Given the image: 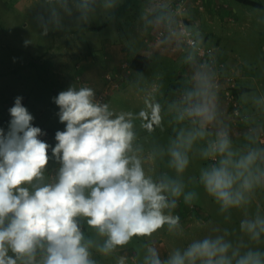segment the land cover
<instances>
[{
	"label": "clouds",
	"instance_id": "1",
	"mask_svg": "<svg viewBox=\"0 0 264 264\" xmlns=\"http://www.w3.org/2000/svg\"><path fill=\"white\" fill-rule=\"evenodd\" d=\"M94 2L80 0L81 13ZM185 62L194 63V55ZM216 88L214 74L202 65L191 87L169 105L179 127L167 148L149 159L166 154L175 175L158 178L147 174L143 149L136 146V117L98 102L91 87H69L53 98L65 124L55 134L54 147L39 138L44 133L32 125L22 97H16L7 132L0 128V264H96L93 250L108 256L134 237H151L165 226L176 231L180 217L172 210L178 200L191 205L197 199L195 191L185 190L182 177L198 142H203L199 157L207 163L196 182L221 212L248 205L255 189L264 186V144L249 132L245 144L234 145L227 127L218 126ZM160 112L158 103L146 101L138 118L153 130L161 123ZM53 157L59 167L48 179ZM82 221L102 240L86 236ZM239 229L258 246L206 236L166 259L148 247L143 264H264V216L242 219ZM119 264H125L123 258Z\"/></svg>",
	"mask_w": 264,
	"mask_h": 264
},
{
	"label": "rangeland",
	"instance_id": "2",
	"mask_svg": "<svg viewBox=\"0 0 264 264\" xmlns=\"http://www.w3.org/2000/svg\"><path fill=\"white\" fill-rule=\"evenodd\" d=\"M143 1L95 0L91 10L82 14L79 10L80 0H17L16 2L0 0V109L7 99L10 101L12 97L22 96L26 100L29 99L27 103L32 109L30 114L34 117L33 121L48 125L54 135L57 131H64L65 124L61 123L58 117L59 107L47 98L48 93L53 91H49L50 89H58V93L65 89L64 86L78 89L79 82L76 79L75 69L78 57L74 54L72 61H65L67 74L55 75L51 65L48 64L52 52L75 51L76 39L85 45H88L90 40L97 39L96 44L99 45L101 38H121L129 42L133 38H145L146 33L148 37L149 34L155 36L163 26L172 24L174 19L179 17V20L188 21L187 25L194 31L198 40L215 48L217 58L223 60L229 69L228 75L238 80L237 99L246 117L244 126L252 124L251 121L263 122L264 0H255L262 4L261 8L245 5L237 0H208L204 11H199L200 15L196 21H194L195 17H191V12L194 11L196 16L197 11L190 9L180 16L171 14L173 17L169 16L170 19L167 18L159 28L149 26L147 23L141 25L138 20L136 24L132 23L131 19L145 16L148 0L145 3ZM173 1L153 0L150 5L166 9ZM129 6L133 8L131 11ZM100 25L107 27L101 32L87 28ZM174 42L176 45L179 44L177 41ZM166 63L163 73L155 74L157 72L155 71L148 74L149 79H146L148 84L156 81L158 87L163 88L164 91L165 87H168V90L173 88L171 83L178 77L179 79L183 77L176 74L183 70L181 65L184 61L183 59L178 62L168 60ZM164 93L162 99L159 98L158 101L166 110L172 102L179 99L174 91L172 95H169L171 92ZM152 98L147 95V90L139 82L133 85L126 83L111 99L112 110L115 113L131 112L136 117L134 124L139 141H143L141 133L144 131L146 134V129L142 128V120L138 118V114L145 109L146 101H151ZM231 118L233 122L234 118ZM252 128L255 131V128ZM172 131L170 127L160 125L152 131H147L144 142L149 148L141 146L143 151L140 154L144 159L147 174L153 178H158L163 173L175 175L168 167L169 157L166 154L164 156L156 154L154 159H149L154 151L167 148L172 138L169 133ZM260 133L264 136V129ZM259 142L264 144L260 140ZM233 143L241 146L246 141L237 137ZM202 144L203 142H198L190 153V165L182 177L186 185L185 190L195 191L197 199L191 205H187L180 198L177 208L172 210L173 215L180 217V228L169 232L165 226L151 237H134L128 245L117 248L108 256L93 250L96 264H119L121 258L124 259L125 264H143L148 247H155L161 259H166L174 249H183L191 241L206 236L224 235L234 243L244 242L251 245L247 237L241 233L239 224L245 218L264 216V193L261 187H258L252 193L248 205L221 212L219 205L204 192L195 179L198 178L200 168L207 163L198 154ZM50 174L46 173L48 179ZM81 226L86 236L96 241L102 240L96 236L94 230L88 228L86 222L82 221Z\"/></svg>",
	"mask_w": 264,
	"mask_h": 264
},
{
	"label": "crops",
	"instance_id": "3",
	"mask_svg": "<svg viewBox=\"0 0 264 264\" xmlns=\"http://www.w3.org/2000/svg\"><path fill=\"white\" fill-rule=\"evenodd\" d=\"M11 1L16 2L17 0H11ZM30 1H32V0H30ZM143 2L145 3L146 0H144ZM151 2L153 3V0H148V6L145 9V16L144 17L138 16L137 18L131 19L133 24H136L137 20H138V21H140L141 25H144L145 23H147V25L149 24V26H154L155 28H159L164 24V22L167 20V18L170 19L169 16H171V15L169 14L170 13L169 10H167L165 8H160V6H155V5L151 6L150 5ZM129 9L131 11L133 8L131 6H129ZM193 10H196V9H193ZM196 11H197L196 16H195L196 13L194 14V11L191 12V17L192 18L195 17L194 21H196V19L200 15L199 11L198 10H196ZM130 17H131V15H130ZM174 20L176 21V18ZM100 27H101V29H100ZM105 27H107V25H100L99 26V32H101ZM104 39L105 38H101V40H100L101 43L99 45L96 44L98 41L97 39L90 40L91 42L88 45H85L84 43H82V41H80L79 39H76V41H75L76 43L74 45V47L76 48L75 51L67 52V53L66 52L60 53L58 51H54V52H52V54L49 57L48 64L51 65V68H52L53 73L55 75H65V74H67V70H68L65 67L66 66L65 61H68V60L72 61V57L75 54L76 57H78V61L75 63L76 79L78 78V76H81L83 82L86 83V85H83L82 82H79L77 80L79 82L78 89L81 87H85V86L91 87L94 90L95 97H96L105 88V78H104L105 74L109 73V72H113V71L115 72L120 67L119 66L120 63L122 64L123 62H127L131 67V62L133 61L134 57L137 54H141V55H144L148 58H151V60H152L151 65L144 72H139L136 69H133L132 67L130 68L131 70H130V73L128 74V82L127 83L128 84L131 83L133 85V84H137V83L141 82V84L147 90V95L149 97H153L151 101L156 102L161 106L160 115L162 117V120H161L160 126L170 127L171 130L174 129V127H179V125H176L173 122V119H172L173 113H171L169 111V108L164 110L162 103L159 102L158 99L159 98L162 99V95L165 94L164 92H167V94H169L171 92L169 95H172V92L174 91V89H175L174 93L177 94V87H175V83L177 84V82H179V81H181L183 88L191 87L192 77H193L194 73L200 69L197 66V59L195 57L194 50L190 49L187 52V54L185 52L182 53L180 50H178L177 52H172L170 50L171 46L174 44L176 45V43L173 40H170L172 38H169V36H167V38H165L160 43V42L156 41L154 36L149 34V37H148L147 33L145 35V38H133V40L129 41V42H126V41L122 40L121 38L120 39L119 38H109V39H105V40ZM206 45H208V43ZM209 46H212V45H209ZM94 47H96V49H94ZM90 52H92V53L89 55ZM190 53L193 54L195 57L194 63H186L185 62L186 57ZM183 54H185L186 56H183ZM42 58H44V57H42ZM180 58L183 59V61H184L183 65H181L183 70L179 74H176V75L177 76H183V77H181L180 79L178 77L177 80H175L174 82L171 83L173 88L168 90V87L167 88L165 87V91H164L163 88L158 87V83L156 81H153L151 84H148L146 82V79L147 80L149 79V77L147 76L148 74L153 73L155 71H157L155 74H157L158 72H160V73L164 72L165 67L167 65L166 61L176 60L178 62L181 60ZM67 64L69 65L70 62ZM153 65H155V66H153ZM228 72H229V69L227 67L226 73L228 74ZM185 76H187V77H185ZM64 88L65 89H62L63 91L67 90L68 86H66V87L64 86ZM161 89H163V91ZM51 90H53V91L48 93L47 100L50 102H53L54 101L53 98L58 96L59 93H58V89H55V90L50 89L49 91H51ZM154 95H155V97H154ZM112 96H111V99H112ZM19 97H22V96H19ZM177 97H178V95H177ZM14 98H16V97H14ZM22 98L24 101L23 106H25L27 108V110L29 111V113H31L32 109H30L28 107V103H27V102H29L28 101L29 99L26 100L24 97H22ZM111 99H110V108L112 109L111 104L113 102L111 101ZM178 99H179V97H178ZM14 102H15V99H13L12 102H11V100H10V102H7L6 103L7 107H4V105L3 106L1 105L2 107L0 109V128L4 129L5 132H7L9 122L11 120L9 109L11 107H13ZM3 104H4V102H3ZM217 104H218V108H219V120L221 122L220 125H218V126H220V127L226 126L227 127V129L229 130V133L231 134L232 141L235 140L237 137H241V139L245 140V135L250 132L248 130L249 125L241 126V128H237V127L233 126L231 114H230V111H229L227 104L225 102L223 92H217ZM134 123H136V122H134ZM141 123L143 124L146 122L142 121ZM250 123H252L253 127L255 128V131H253L252 133H254L255 136L257 137V143L261 144L259 142L258 136H259L260 131L262 129H264V125H263L264 121L263 122L251 121ZM32 125L35 127H39L44 134L46 132H48L49 139L46 141L45 136L43 134L39 137L41 140H43L44 142L49 144L51 147H54L56 145L57 141L55 140V135L49 129L48 125L38 123L35 121H32ZM156 127L157 126H154L153 129H155ZM142 128L144 129L145 127H142ZM215 130H216L215 128L212 129L213 132ZM147 131H149V130L146 129V134L148 133ZM150 131H152V130H150ZM146 134H144V131H142L141 135L143 136L142 137L143 141H139V138L137 135L136 146H138V147L144 146L146 148H149L148 145L144 142V140L146 139ZM169 135L173 137L174 131L169 133ZM51 147L49 148V153H48L50 157L52 155ZM58 167H59V163L53 157L52 160H50L49 165H48V169L46 171V173H49V174L51 171L50 179L51 178L53 179L55 177ZM261 189H262V193H264V186H262Z\"/></svg>",
	"mask_w": 264,
	"mask_h": 264
},
{
	"label": "built area",
	"instance_id": "4",
	"mask_svg": "<svg viewBox=\"0 0 264 264\" xmlns=\"http://www.w3.org/2000/svg\"><path fill=\"white\" fill-rule=\"evenodd\" d=\"M207 2L208 0H174L166 9L170 11V15L180 16L181 14H186L192 8L198 11H204L205 5L208 4ZM176 18L178 19L174 23L166 24L157 31L154 38L159 42L163 41L167 36L178 37L172 38L179 43L171 46L170 50L172 52L180 50L182 53L185 52L187 54L190 49H193L198 68H201L202 65H207L208 69L214 74V81L217 85L216 91L223 92L226 103L232 109L231 115L234 118L233 122H243L244 118L241 115L240 104L234 93L238 87V80L226 73V64L223 60L217 58L215 48L198 40V37L187 23L181 19L179 20V17ZM130 68L127 62H123L115 72L106 73L104 76L105 88L95 99L100 103H107L110 106L111 96L127 83L128 74L131 70ZM77 80L82 82L83 85H86L81 76H78ZM178 84H181V81H179ZM183 90L182 87L177 88L179 99ZM23 103L24 101L22 98V105ZM44 136L47 141L49 139L48 132H46ZM259 140L264 142V136L260 135Z\"/></svg>",
	"mask_w": 264,
	"mask_h": 264
},
{
	"label": "trees",
	"instance_id": "5",
	"mask_svg": "<svg viewBox=\"0 0 264 264\" xmlns=\"http://www.w3.org/2000/svg\"><path fill=\"white\" fill-rule=\"evenodd\" d=\"M213 1V0H212ZM237 1H239V2H241V3H243V4H245V5H251V6H255V7H262V4L260 3V2H257V1H255V0H237ZM208 3V2H207ZM213 3V2H212ZM188 21L187 20H185V23H187ZM87 28H89V30H92V31H98L99 30V27L98 26H88ZM100 29H101V27H100ZM151 62H152V60H151V58H148V57H146V56H144V55H141V54H137L135 57H134V59H133V61L131 62V67L133 68V69H136L137 71H139V72H144V71H146V69H148V67L151 65ZM226 69H227V67H226ZM125 85V84H124ZM175 87H177V88H179V87H182L183 88V86H182V84H178V82H177V84L175 83ZM183 89H185V88H183ZM237 89H238V87L236 88V90L234 91V93H235V95L236 96H238L237 95ZM174 91H175V89H174ZM13 99H15L14 97L13 98H11V101L13 100ZM238 100V99H237ZM8 101H6L5 103H4V105H5V107H7V103ZM227 104V103H226ZM14 106V105H13ZM227 107H228V109H229V111H230V114L232 113V109H231V107L227 104ZM4 108V107H3ZM241 108V115H242V117L244 118V121L243 122H241V123H234L233 122V126L234 127H237V128H241V126H244L245 125V123H246V117H245V114L243 113V108L242 107H240ZM231 117H233V116H231ZM250 126H252L253 127V125L252 124H249ZM252 127H249L248 126V130L250 131V132H252L253 131V128ZM230 136H231V134H230ZM259 136H260V134H259ZM259 136H258V138H259ZM193 209V208H192Z\"/></svg>",
	"mask_w": 264,
	"mask_h": 264
}]
</instances>
